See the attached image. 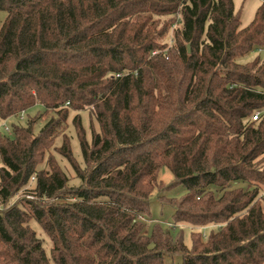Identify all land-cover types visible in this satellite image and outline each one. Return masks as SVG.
Wrapping results in <instances>:
<instances>
[{"label":"trees","instance_id":"trees-1","mask_svg":"<svg viewBox=\"0 0 264 264\" xmlns=\"http://www.w3.org/2000/svg\"><path fill=\"white\" fill-rule=\"evenodd\" d=\"M258 49L264 0L244 28L234 0H0V122L54 112L0 133V264H264ZM163 169L190 246L188 228L144 233Z\"/></svg>","mask_w":264,"mask_h":264},{"label":"rangeland","instance_id":"rangeland-1","mask_svg":"<svg viewBox=\"0 0 264 264\" xmlns=\"http://www.w3.org/2000/svg\"><path fill=\"white\" fill-rule=\"evenodd\" d=\"M235 4V9L236 12H240L241 16V27H247L254 19L256 11L258 7L262 4V0H234ZM168 42L170 45H172V34L168 37ZM257 52H254L247 56L244 59V62L251 61L253 60L257 55ZM82 117L83 120V125L85 128L89 131L88 132V138L90 139V133L91 130H99V127L97 125V122L94 121L91 118V115L89 111H82L79 113ZM28 115V116H27ZM77 115V113H73L68 121V124L64 130V133L66 135L71 137L72 140V149H73V154L76 160L82 165H83V157L80 149V145L78 142V138L76 136L74 126L72 123L73 118ZM32 117L33 119H36L37 125H36V133L39 132V130L52 118L54 117V112L51 110L44 111L40 106H36L32 109H30L27 113L26 116L23 120H20L18 115L15 117L9 119L8 121H1L0 122V133L5 132V125L10 128L11 123H19L20 125H25L28 121V118ZM62 143L61 137L57 139L56 141V146H60ZM59 165L63 169V171L66 173L68 178L70 179L69 181V187H79L80 182L76 179L75 173L72 171L71 167L63 160H60L56 156ZM0 167H1V161H0ZM174 181V177L172 173L167 170L163 169L159 175H158V184L159 188L153 193L151 197V216L141 218L140 220L145 224V230L144 233L146 235H149L151 233L152 228L155 226V224H160L162 225L163 229H169L172 230L173 232L177 233L180 228H188L186 229V235H185V243L190 246V233L191 230L189 229L187 225L181 224L178 226L173 225V214H174V207L170 205V202L167 201V199L171 198H176L179 199L182 196L186 194V189L184 186H178L175 188H172L168 190L169 185ZM35 187V181L32 180L26 190L33 189ZM24 190L21 191V193L14 197L11 200V204L19 201L22 199V196H24ZM165 197V198H162ZM176 229V230H174ZM219 229V226H207L202 229H199L203 232V234L208 237L210 231L215 230L217 231ZM182 264V258L180 256H177L174 258L172 261L171 259L166 260V264Z\"/></svg>","mask_w":264,"mask_h":264},{"label":"built area","instance_id":"built-area-1","mask_svg":"<svg viewBox=\"0 0 264 264\" xmlns=\"http://www.w3.org/2000/svg\"><path fill=\"white\" fill-rule=\"evenodd\" d=\"M263 50H264V49H258V50H256V52H262ZM260 116H261V114H260V113H257V114L253 117V120H254V121H258V120L260 119ZM18 117H19L20 120H23V119L25 118V113H24V112L21 113L20 115H18ZM5 132L8 133V134L11 133V132H10V128H9L8 126H6V125H5Z\"/></svg>","mask_w":264,"mask_h":264}]
</instances>
